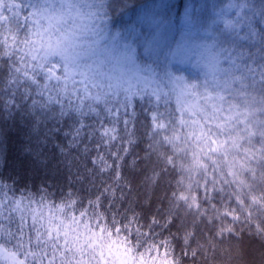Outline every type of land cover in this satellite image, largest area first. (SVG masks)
I'll return each instance as SVG.
<instances>
[{"label":"snow or ice","instance_id":"snow-or-ice-1","mask_svg":"<svg viewBox=\"0 0 264 264\" xmlns=\"http://www.w3.org/2000/svg\"><path fill=\"white\" fill-rule=\"evenodd\" d=\"M142 7L121 22L135 10L131 0H0V61L7 66L0 90L34 123L58 113L79 124L74 143L84 127L80 117L94 114L99 127L92 134L102 150L91 175L108 176L86 197L75 190L59 203L25 197L31 223L21 215L15 231L0 224V264H181L169 230L177 221L182 254L193 258L202 248L197 236L211 246L246 226L264 238V0L214 3L211 16L191 3L182 14L173 3ZM21 8L28 9L23 20ZM133 97L154 105L145 133L153 164L148 182L175 180L168 182L167 207L150 218L124 207L128 148L112 150L119 110L129 117L122 121L127 131ZM103 114L117 121L106 126ZM7 188L0 182V209L11 203L21 210Z\"/></svg>","mask_w":264,"mask_h":264},{"label":"trees","instance_id":"trees-1","mask_svg":"<svg viewBox=\"0 0 264 264\" xmlns=\"http://www.w3.org/2000/svg\"><path fill=\"white\" fill-rule=\"evenodd\" d=\"M6 2H11V0H6ZM16 2L23 4L25 0H16ZM131 3L135 6V10L127 12L121 22L141 15L144 11L142 6L146 4L173 3L177 5L175 12L180 14L183 13V6L186 3H191L198 8L200 5H205L206 8L201 15L211 16V6L214 3L222 5L226 3V0H131ZM19 11L20 19L23 20L28 9L21 8ZM5 14L12 15L9 12ZM173 20L175 24L179 23L178 16L174 15ZM144 30L147 31V27ZM20 35L23 37V29ZM250 51L257 56L260 55L258 47H253ZM6 73L7 66L0 61V74L6 75ZM119 99H123V94ZM132 99L135 111L133 112L131 107L128 109L132 115L127 131L122 121L129 117L125 116L123 107L119 110L118 122H115L118 140L114 142L112 150L121 146L128 148V153L121 162V173L125 180L130 182V187L124 189L126 196L124 207L131 204L138 212L150 218L157 213L158 209L167 207L166 196L170 192L168 182L172 181L174 184L175 180L172 175H166L158 183L148 182L147 178L152 176L153 164L148 158L151 138L145 133L151 122L148 109L154 105L144 104L139 97ZM169 107H174V99ZM159 111L165 112L163 103ZM37 119L38 123H34L32 116L19 106V102L16 107H13L9 96L0 90V182L8 186L4 191L10 199L21 201V210L14 211L11 203L0 209L2 213L0 224L10 227L13 231H15L16 224L20 222L21 215H24L31 223V217L25 208L29 200L25 197L39 201L43 195L48 202L59 203L62 193L75 190L81 196L86 197L93 191V183L100 186L101 181L108 180L107 174L99 177L91 175V161L96 157L97 152L102 150L96 147V140L99 137L92 134V129L99 127L94 114L80 117L84 127L80 135L75 137V143L73 142L75 128L80 125L74 124L68 117L61 119L57 113L55 118L49 116ZM103 119L106 126H111L114 121H117V117L110 114H103ZM119 137H123L124 140H119ZM129 139L132 140L131 144L126 143ZM154 160L153 156L152 161ZM86 167L87 173L85 172ZM86 176L87 179H85ZM45 186L46 191H42ZM36 206L35 203L31 204L32 208ZM9 216L12 218L11 222L8 219ZM181 222L177 221L176 226H170L169 229L176 236V239L172 241L173 255L181 261V264H264V238L253 235L246 226L238 237L229 238L226 235L223 242H220L218 238L211 246L206 245L204 239L197 236L202 245V248L198 250V255L195 258L190 253L187 256L183 255L182 253L187 249L183 243V233L177 231ZM203 227L201 225V229ZM156 231L160 232L161 229ZM163 235L168 236L169 232L165 231ZM204 237L208 238L206 231ZM191 247L196 249L197 245L193 243Z\"/></svg>","mask_w":264,"mask_h":264},{"label":"rangeland","instance_id":"rangeland-1","mask_svg":"<svg viewBox=\"0 0 264 264\" xmlns=\"http://www.w3.org/2000/svg\"><path fill=\"white\" fill-rule=\"evenodd\" d=\"M175 38L179 39V33H175ZM137 54L138 55H140V54L143 55V48H138L137 49ZM185 67H189V66H185ZM183 75L188 76L189 74H188V72H185V73H183Z\"/></svg>","mask_w":264,"mask_h":264}]
</instances>
